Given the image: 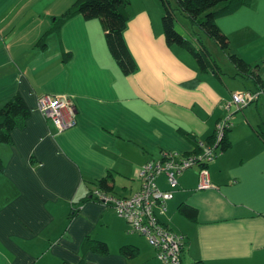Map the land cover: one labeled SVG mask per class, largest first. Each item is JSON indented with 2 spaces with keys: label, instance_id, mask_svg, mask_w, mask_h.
<instances>
[{
  "label": "crops",
  "instance_id": "1",
  "mask_svg": "<svg viewBox=\"0 0 264 264\" xmlns=\"http://www.w3.org/2000/svg\"><path fill=\"white\" fill-rule=\"evenodd\" d=\"M74 1L0 0V107L20 95L29 111L10 141L0 142V264L77 263L85 236L104 240L108 253L88 252L84 264H157L153 248L144 250L114 208L90 199L70 217L72 206L103 177L113 196L132 195L146 161L192 152L180 129L205 140L235 111L231 94L252 84L234 76L222 50L221 78L183 64L166 45L154 0L126 7L124 38L137 65L131 74L119 69L98 19L75 15L41 41ZM216 23L232 52L260 63L264 79V0ZM44 94L71 97L74 127L59 132L41 115L37 98ZM261 97L250 104L254 110L229 118L231 145L207 166L212 187L196 189L198 167L186 169L158 214L182 235L183 264H264V141L254 130L264 126ZM157 183L168 188L163 175ZM182 204L196 209L194 219L179 212ZM125 244L137 248L135 257L121 254Z\"/></svg>",
  "mask_w": 264,
  "mask_h": 264
},
{
  "label": "trees",
  "instance_id": "2",
  "mask_svg": "<svg viewBox=\"0 0 264 264\" xmlns=\"http://www.w3.org/2000/svg\"><path fill=\"white\" fill-rule=\"evenodd\" d=\"M129 1L75 0L65 12L59 17L54 18L51 27L41 37V41L45 40L47 33L58 32L61 25L75 15H81L86 20L98 19L103 29L105 42L110 54L123 74H131L135 72L137 65L124 38V31L130 18V14L126 9ZM154 1L160 12V21L166 45L183 64L195 72H210L217 78H221L225 74L197 32L188 36L176 29V10L188 20L192 28L196 27L199 29V31L212 39L220 50L226 53L229 62L236 70L234 76H240L251 82L252 87L241 92H257V97L244 107L233 111V113L230 112L229 118L233 114L242 111L246 106L256 102L260 95L264 96V79L261 78L259 73L260 63L252 65L240 55L232 52L228 36L216 23L217 19L235 13L243 6H248L252 0H175L176 6H172L169 0ZM232 107L235 108L233 105ZM28 112V107L20 95H14L2 104L0 107V142L10 141V132L15 126L20 125ZM229 118L227 120L228 126L218 139H216V130L205 140L199 141L193 134L180 129L179 132L194 145L192 152L185 154H198L202 152L203 146L201 143L212 145L215 155L217 151L226 150L231 145L228 137L231 125ZM254 130L257 136L264 141V126H259ZM3 170L4 163L0 158V172ZM95 185L96 189L103 193L113 195L110 192L112 191V187L106 177L100 178ZM90 199L96 200L93 193L89 198H81L76 201L71 208L70 217L77 214L79 205ZM178 210L190 219L195 218L196 209L194 207L182 204L178 207ZM136 251L137 248L134 245L125 244L120 247L121 254L129 258L135 257ZM88 252L105 255L108 253L107 243L104 240L85 236L81 243L79 261L77 263L62 261L61 264H84Z\"/></svg>",
  "mask_w": 264,
  "mask_h": 264
},
{
  "label": "built area",
  "instance_id": "3",
  "mask_svg": "<svg viewBox=\"0 0 264 264\" xmlns=\"http://www.w3.org/2000/svg\"><path fill=\"white\" fill-rule=\"evenodd\" d=\"M257 95V92L250 91L234 92L230 104L237 110L247 105ZM37 109L45 119L53 123L59 132L74 127L77 123L75 106L71 97L66 94L39 96ZM227 120L228 118L217 123L216 139L220 138L228 126ZM201 145L203 151L198 154L180 155L165 151L159 159L146 161L138 171L140 187L129 197H116L98 189L93 191L97 201L114 208L118 216L129 224L131 232L146 239L154 250L157 264H183L182 235L173 232L158 219V214L165 211L166 202L173 196V188L177 185V175L186 169L198 167L196 189L212 187L206 165L214 160L215 150L212 145L204 143ZM161 175L165 178L167 189H161L157 183Z\"/></svg>",
  "mask_w": 264,
  "mask_h": 264
},
{
  "label": "rangeland",
  "instance_id": "4",
  "mask_svg": "<svg viewBox=\"0 0 264 264\" xmlns=\"http://www.w3.org/2000/svg\"><path fill=\"white\" fill-rule=\"evenodd\" d=\"M169 1H170L172 6H176L175 0H169ZM175 27L181 33L186 34L188 36L193 35L194 32L195 33L197 32L198 36L202 39L203 43L207 46V48L210 51V53L212 54V56L217 60V63L220 65L221 69H224L225 62H224V59L222 58L223 55H221V53H217V52H221V51H220L219 47L216 45V43L212 39H210L208 36H206L204 33L199 31V29H197L196 27L192 28L190 26L188 20L178 10L175 11ZM262 102H264V97H261L259 102H258V106H259L260 111H264V108H262ZM246 108H250V110H254V105H248ZM232 110H235V108H233ZM237 114L241 115L242 112L239 111V112L233 114L231 116L232 122H234L236 120L235 118L237 117ZM136 235L139 237V239L142 240L143 244L145 245L144 250L146 252H149L152 254V247L150 245H148V242L146 241V239L141 235L140 236L138 234H136Z\"/></svg>",
  "mask_w": 264,
  "mask_h": 264
}]
</instances>
